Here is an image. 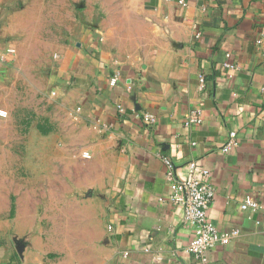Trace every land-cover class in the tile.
<instances>
[{"label": "crops", "instance_id": "crops-1", "mask_svg": "<svg viewBox=\"0 0 264 264\" xmlns=\"http://www.w3.org/2000/svg\"><path fill=\"white\" fill-rule=\"evenodd\" d=\"M139 7L142 35L128 42L82 36L54 65L64 81L58 93L99 128L112 155L108 230L95 264H203L184 253L194 230L169 200L166 159L181 178L190 161L209 170L210 221L220 232L240 231L206 264H264V0H144L133 4ZM10 38L0 21V91L16 55ZM197 109L202 124L186 126ZM134 110L157 122L136 120ZM232 132L237 146L224 152ZM249 196L256 211L241 209ZM9 250L0 246V264H37Z\"/></svg>", "mask_w": 264, "mask_h": 264}, {"label": "rangeland", "instance_id": "rangeland-1", "mask_svg": "<svg viewBox=\"0 0 264 264\" xmlns=\"http://www.w3.org/2000/svg\"><path fill=\"white\" fill-rule=\"evenodd\" d=\"M141 2L0 0L16 49L0 91V246L10 254L37 264H95L108 230L112 155L99 128L58 93L64 81L54 65L82 36L142 35L144 9L133 8Z\"/></svg>", "mask_w": 264, "mask_h": 264}, {"label": "built area", "instance_id": "built-area-1", "mask_svg": "<svg viewBox=\"0 0 264 264\" xmlns=\"http://www.w3.org/2000/svg\"><path fill=\"white\" fill-rule=\"evenodd\" d=\"M264 32V24H263ZM196 39L201 38V33H196ZM14 51L9 50L4 55V62H8L13 58ZM226 68L236 70V67L231 64H226ZM115 85L117 78L111 80ZM117 110L121 114H125L126 110L122 105L117 106ZM134 118L138 121H143L148 124H154L157 119L152 114H143L133 111ZM201 110H195L185 120L186 126L202 124ZM237 134L232 132L230 138L224 147V152H230L236 143ZM167 166L166 181L169 185V200L170 202L183 210V224L194 230L193 240L186 248L185 254L194 257L203 264L207 263L208 254L218 248L227 247L234 239L240 236L239 230L229 232H220L209 219V209L213 203L215 193L210 181V172L204 166L196 161L188 162L186 166V176L181 178L177 175L172 162L165 160ZM244 211L259 209L257 201L249 196L241 205Z\"/></svg>", "mask_w": 264, "mask_h": 264}]
</instances>
